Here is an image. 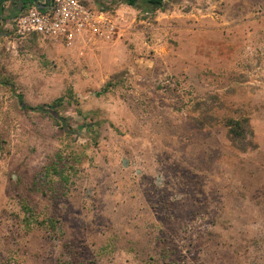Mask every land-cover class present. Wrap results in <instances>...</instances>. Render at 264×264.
I'll return each instance as SVG.
<instances>
[{
    "label": "rangeland",
    "instance_id": "1",
    "mask_svg": "<svg viewBox=\"0 0 264 264\" xmlns=\"http://www.w3.org/2000/svg\"><path fill=\"white\" fill-rule=\"evenodd\" d=\"M82 1L109 38L1 25L0 264H264V0Z\"/></svg>",
    "mask_w": 264,
    "mask_h": 264
},
{
    "label": "built area",
    "instance_id": "2",
    "mask_svg": "<svg viewBox=\"0 0 264 264\" xmlns=\"http://www.w3.org/2000/svg\"><path fill=\"white\" fill-rule=\"evenodd\" d=\"M6 23L15 39L35 36L67 45L109 38L113 29L104 11L82 0H36Z\"/></svg>",
    "mask_w": 264,
    "mask_h": 264
},
{
    "label": "trees",
    "instance_id": "3",
    "mask_svg": "<svg viewBox=\"0 0 264 264\" xmlns=\"http://www.w3.org/2000/svg\"><path fill=\"white\" fill-rule=\"evenodd\" d=\"M36 0H24L23 6L19 8V11L25 8L27 5L35 2ZM99 1V0H98ZM134 8L142 9L145 12L154 11L163 6L165 0H119ZM98 8L103 9L101 2H98ZM36 111H43L44 106H36L32 108ZM57 118V116L55 117ZM225 126L227 128V136L230 141L240 150L245 151L251 147V142L246 140L245 129L248 125L247 118H227L225 120Z\"/></svg>",
    "mask_w": 264,
    "mask_h": 264
},
{
    "label": "flooded vegetation",
    "instance_id": "4",
    "mask_svg": "<svg viewBox=\"0 0 264 264\" xmlns=\"http://www.w3.org/2000/svg\"><path fill=\"white\" fill-rule=\"evenodd\" d=\"M24 0H0V35L2 34L1 25L7 22L12 16L19 12Z\"/></svg>",
    "mask_w": 264,
    "mask_h": 264
}]
</instances>
